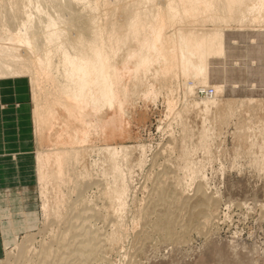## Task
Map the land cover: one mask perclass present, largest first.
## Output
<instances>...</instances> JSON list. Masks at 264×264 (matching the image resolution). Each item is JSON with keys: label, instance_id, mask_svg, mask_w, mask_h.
I'll return each instance as SVG.
<instances>
[{"label": "bare ground", "instance_id": "obj_1", "mask_svg": "<svg viewBox=\"0 0 264 264\" xmlns=\"http://www.w3.org/2000/svg\"><path fill=\"white\" fill-rule=\"evenodd\" d=\"M240 43L264 55V0H0V88L31 92L44 216L31 233L26 215L25 235L3 242L0 264H136L147 243H172L196 221L200 234L214 225L223 193L205 172L217 154L209 131L234 118L264 122V108L208 88L210 60ZM161 96L182 133L171 126L164 144L179 153V171L145 172L130 115ZM248 135L239 142L263 141V124ZM226 182L225 196H238Z\"/></svg>", "mask_w": 264, "mask_h": 264}, {"label": "rangeland", "instance_id": "obj_2", "mask_svg": "<svg viewBox=\"0 0 264 264\" xmlns=\"http://www.w3.org/2000/svg\"><path fill=\"white\" fill-rule=\"evenodd\" d=\"M247 40L248 43L249 41H253L252 47L258 46L260 43L255 36H250ZM238 41L242 40L238 39ZM247 45L248 44H246V46ZM224 47L223 55L213 58L209 62L208 88L212 89L215 86H224L232 91L231 98L233 99L232 103L234 105H258L260 108H264V67L261 71L259 65V59L264 57V55H258L255 57L253 53H251L252 51L249 50V48L247 49L242 46L241 43L233 47L231 46V48ZM262 47H264V45H262ZM25 89H29V87H26ZM200 95L202 97L205 96V94ZM157 100V102L153 103L154 105H150V109H145L149 111H147L148 114L147 112L146 114L144 113V116V111L142 112V115L139 116L138 114H135L136 112L134 113L131 111L132 114H130L132 116L130 115V117L134 118L132 120L130 119V122L133 121L131 124L134 125V128H136L139 135H141L140 139L137 140V144L141 146L143 144L142 147L146 148L145 154L147 155L143 157L145 166L144 171L147 172L150 168L149 170L152 172L158 173L160 171L162 173V171L166 169L165 167L167 165L169 166V164L173 163V166L175 167L177 164L176 158L179 157V153L173 152L172 149L164 146L167 137L172 133L168 132L170 130L168 128H171V126L175 128L172 134L174 135L176 133L174 137L180 134L177 136L180 138L182 133H179L180 128L176 121L174 122V117L172 118V116H170L166 119L167 114L164 112L166 110V104H162L164 103L163 97L161 96ZM32 102L33 100L31 96L30 104H32ZM181 103L182 102L178 105L179 109L183 104ZM151 111L153 112L151 113ZM147 116L150 117L148 118ZM136 117L137 121L135 120ZM171 118L173 119L171 122L174 124L171 123L169 126L166 125L169 124L167 121L170 122ZM238 119H232L229 124L216 123L209 131L210 136L217 142L215 145L217 154L216 152V155L213 154L214 159L212 157L213 160H211L212 162L210 163L212 167L210 168L206 166L205 170H207L205 172L207 173V178L211 180L213 179V182L221 185L218 186L220 187L218 190L219 193H223L221 196L220 217L217 222L209 227L208 230H205L203 234H200L197 231L199 226L196 221L195 226L188 225L183 236L181 235L178 240L172 241V243L165 239H158L149 242V244L147 243L143 250L140 251L137 258L139 262L137 261V263L264 264V152H261L260 150V147L264 145V140H256L254 144L251 145V143H249L247 146H245V144L243 145L242 142H239L242 137L248 139V134L257 132V127L259 125L263 124L264 127V122L258 123L256 120H251L242 124ZM261 119V121L264 120V118ZM34 126L35 125H33L32 121L31 131L33 134V140L36 142L37 138L34 137ZM164 130L168 133H165ZM244 133L248 136H243ZM131 143L134 144L135 141H130L128 145ZM190 150H195V152H193V158L196 162L204 155L201 147L196 149L190 148ZM142 156H144V154H142ZM153 158L156 159L153 160ZM177 159L180 163V159ZM260 159H263V161ZM151 161H153V163H151ZM155 162H157V164H155ZM205 162L209 163L208 159L205 160ZM260 162L261 165H257ZM160 164H162L161 166L164 168L157 166ZM32 169V182L28 190L13 191L10 193L0 192V213L2 214H0V220L1 222L6 223L12 218L18 222V225H20L24 222L26 215H29L30 222L28 221V223L31 233H37L43 226L44 216L41 211L39 188L34 177L36 174L34 164ZM176 171H179V169ZM181 172H183V170ZM222 174L228 175L227 178L229 180L224 178L225 176ZM221 180L224 182L229 181L228 184H231L230 190L238 191L239 195L235 197L229 195L226 197L225 195H228L229 193L227 192L228 187L224 186V182L221 183ZM25 224L27 226L26 222ZM25 227L18 229L15 236L21 239L25 235ZM188 228L189 235L187 234ZM184 235L186 237H184ZM13 242L14 239L8 241L7 243L9 244H7L6 247L12 245ZM8 250L9 249L4 250V257L1 260L5 258Z\"/></svg>", "mask_w": 264, "mask_h": 264}, {"label": "crops", "instance_id": "obj_3", "mask_svg": "<svg viewBox=\"0 0 264 264\" xmlns=\"http://www.w3.org/2000/svg\"><path fill=\"white\" fill-rule=\"evenodd\" d=\"M30 103L29 89H16L12 85L0 88V192L28 190L31 186L35 142L31 131ZM9 221L13 223V231L12 224L0 220V260L4 257L3 242L6 245L12 241L14 234L24 228L26 222L24 219L18 225L14 219Z\"/></svg>", "mask_w": 264, "mask_h": 264}]
</instances>
